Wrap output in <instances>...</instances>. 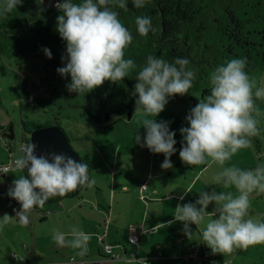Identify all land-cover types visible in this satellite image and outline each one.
<instances>
[{"label":"clouds","instance_id":"1","mask_svg":"<svg viewBox=\"0 0 264 264\" xmlns=\"http://www.w3.org/2000/svg\"><path fill=\"white\" fill-rule=\"evenodd\" d=\"M146 0H132L135 8H143ZM22 0H2L0 17L16 10ZM127 8V0H64L56 3L61 13L56 18V31L66 44L67 63L57 68L60 76H70L69 91L88 93L106 81L117 82L127 77L129 70L136 68L132 59H125V49L132 42V33L119 19L112 6ZM137 32L146 36L152 30L150 16L140 15L135 19ZM51 59V51L44 49ZM63 59V58H62ZM189 60L177 57L171 62L149 55L136 76L133 95L138 96L136 111L145 117L142 147L153 154H163L162 169L173 167L171 156L175 154L176 133L169 130L168 121L155 120L169 100L184 95L193 86L195 71L188 69ZM246 59L234 58L216 67L210 74V94L191 108L181 127L183 140L179 150L180 160L189 166L206 164L209 161L221 166L213 177L216 184L231 191H200L195 203L177 204L173 222H182V231L189 239L194 235L189 225H204L201 232L204 243L213 254H232L237 249L264 244V221L250 214L252 194L264 193V163L253 169H241L236 165L224 167L226 162L240 150L252 147L253 137L260 134L258 117L261 112L256 99H264V86L245 71ZM154 117V118H149ZM137 143L141 137L135 134ZM37 145L24 146V154L15 161V168L26 170L13 181L8 196L21 207L14 217L4 214L0 226L18 222L30 223L35 209L56 196H65L83 185L91 186L89 166L77 162L64 153L36 154ZM184 199L183 196L180 197ZM214 205L207 211L209 205ZM71 237V238H69ZM91 233L73 227L70 233L54 229L52 240L56 246L78 249L77 255L88 251ZM130 264H145L133 260Z\"/></svg>","mask_w":264,"mask_h":264},{"label":"rangeland","instance_id":"2","mask_svg":"<svg viewBox=\"0 0 264 264\" xmlns=\"http://www.w3.org/2000/svg\"><path fill=\"white\" fill-rule=\"evenodd\" d=\"M257 25L259 26L253 27L252 24L249 27L250 30L252 29V33L249 34L250 39L255 42L260 40L263 30L261 23ZM257 30L259 33H255ZM261 42L263 43L264 39ZM262 49L264 50V47H258L259 52ZM234 58H244L246 62L249 61L246 54ZM250 62L251 67L247 69L246 65L245 71L250 77L256 79L257 87L264 86V59L257 55ZM44 64V61L31 51L20 56L0 54V124L12 126L14 138L9 141L13 143L15 150L21 139L25 142L29 137V134L21 129V119L41 124L57 122L53 124H58L64 130L72 149L80 156L82 162L88 164L89 177L94 183L91 186L83 185L78 197L63 198L59 202H46L43 208L35 209L27 226L18 222L0 226V264H20L10 260V253L21 254L27 251L23 246L28 248L30 253L27 255L32 263L62 261L64 256L61 254L74 249L56 246L52 240L54 229L70 233L73 227L80 226L88 227V230L82 229L87 230L88 233L95 231L94 234H100L103 231L104 217L97 212V209H107L108 204L111 208L109 202L112 198L108 196L111 182L109 183L108 180L113 177L114 170L116 179L120 177L126 180L132 175L138 177L144 169L151 166L153 173L149 177H152V181L161 184L160 181L164 180L172 187L181 184L182 175L188 178L196 176L195 180H197L192 193L196 192L201 185L215 182L213 177L221 170L220 165L209 161L206 164L189 166L179 158L183 140L179 130L181 127L188 126L185 118L190 109L207 96L203 94V88L211 87L210 76L207 79L194 80L193 86L188 90L196 103L185 98H171L164 111L155 117L157 122H170L169 130L176 133L174 137L176 152L170 158L173 167L162 169L164 155L153 154L146 147H142L145 135L142 120L145 117L142 113L135 112V102L130 105L129 113L123 108L109 115L107 119H98L96 122L73 106L83 103V99L80 96H70L58 79L59 75H55L51 66L45 68ZM256 104L261 112L258 117L260 134L251 138L252 147L240 149L224 167L236 165L241 169H253L258 164L264 163V99H256ZM135 134L142 138L140 143L134 139ZM1 146L3 145L0 138V162H5L8 158ZM13 155L15 156V152ZM178 163H180L179 166H177ZM200 167L203 169L198 171ZM155 172H157L156 176ZM22 173L12 167L4 177L0 176V218L4 214L14 217L20 210L21 206L7 193L13 181ZM212 190L236 193L234 187L224 189L218 184L210 187L208 192ZM117 197L115 196L114 200ZM260 198H262L261 201ZM251 200L259 207L260 213L264 212V193L258 195L253 193ZM94 205L98 208H94ZM112 214L113 218L106 233L109 244L115 243V230L125 225L129 211L117 218L115 213ZM91 240L97 241L95 236ZM250 251L252 255L258 252ZM112 264L126 263L115 261Z\"/></svg>","mask_w":264,"mask_h":264},{"label":"trees","instance_id":"3","mask_svg":"<svg viewBox=\"0 0 264 264\" xmlns=\"http://www.w3.org/2000/svg\"><path fill=\"white\" fill-rule=\"evenodd\" d=\"M112 7L132 33V42L125 49V59H132L137 66L129 70L122 81H106L88 93L69 91L70 76L62 77L56 71L67 63L66 44L56 31V18L61 13L55 6L49 7L42 0H22V4L8 13L7 18L0 17V54L20 56L33 52L44 61L45 68L51 66L54 69L70 96L83 99V103L73 106L96 122L98 119H107L123 108L129 113L130 105L138 99V96L133 95L136 76L149 55L170 62L177 57L187 58L188 69L194 70L196 74L194 80L207 79L216 67L242 54H246L249 59L246 62L247 69L251 67L250 60L254 56L264 59V50L258 51V47H264V42H261L264 39V0H146L143 8H135L132 0H127L126 9L118 5ZM140 15L150 16L152 20V30L146 36L137 32L135 19ZM11 19L22 22L15 29H8L6 22ZM258 23L262 24L263 30L260 40L255 42L250 39L252 29L249 27L252 24L253 27L259 26ZM45 48L51 51V59L45 56ZM210 89L203 88V94L209 95ZM177 97L196 103L189 93L172 98ZM53 123L57 122L41 124L20 120L21 129L26 134L33 128ZM7 129L5 124H0L1 149L8 155L13 153L14 145L3 136ZM25 142L28 144V138ZM26 174V170L23 171L22 175ZM82 188L80 186L63 197L56 196L47 202L78 197Z\"/></svg>","mask_w":264,"mask_h":264},{"label":"crops","instance_id":"4","mask_svg":"<svg viewBox=\"0 0 264 264\" xmlns=\"http://www.w3.org/2000/svg\"><path fill=\"white\" fill-rule=\"evenodd\" d=\"M179 165L180 163L177 164V166ZM201 169L203 168L200 167L198 171H201ZM152 173V167L148 166L138 177L132 175L128 177V179L123 180L120 177L116 179V172L114 170L113 177L108 180L109 183L111 182L108 193V196L112 198V201L110 200L109 202L111 208H109L108 204L107 209H97V212L104 217L103 231L100 234H94L95 231L91 233L92 237L95 236L97 241H89L90 244L87 246L88 251L85 255H77L79 250L74 249L65 254H61L64 256L63 260L70 256L89 260L102 258L104 255L102 243H108L106 233L111 219L113 218L112 213H115V218H117V216L129 211L125 225H121L119 230H115V243H112L113 245L110 244L114 251L121 253V255H123L122 249H125L126 253L132 250V246L128 242V235L132 232H136L139 235L137 255L145 257L147 259V264H187L188 251L186 248L189 244H194L199 249L200 256L203 257V259H199L193 264L264 263V244L249 246L247 249H237L232 254H213L211 250L202 243L201 232L204 225L198 227L189 225L191 231L194 233L190 239L182 231V222H173L169 225L161 226L160 224H168L169 221L173 220L174 210L177 204L195 203L199 198L198 193L200 191L203 190L208 192L210 187L217 184L215 182H209L206 185L199 186L196 192L192 193L197 180H195L196 176L188 178L186 175H182L183 180L181 184L172 187L164 180L160 181L161 184H156L152 181V177H149ZM156 175L157 172H155V176ZM237 194V192L233 193L234 196ZM115 196H118L116 200H114ZM181 196L184 197L183 200L180 199ZM261 200L262 198H260V201ZM114 204H116V206H114ZM213 207L214 205L210 204L207 211H211ZM94 208L98 207L94 205ZM258 210L259 207L256 203L254 205L251 200L250 214L262 221L264 219V212L260 213ZM75 227L80 230L89 229L88 227ZM99 228L102 229V227ZM87 230L82 231L88 233ZM180 237H182V239ZM103 239L104 242H102ZM250 250L258 252L252 255ZM262 250L263 252H261ZM158 253H160L159 256ZM121 261L126 264H130L131 262L127 260ZM112 262L115 261H107L103 264H112Z\"/></svg>","mask_w":264,"mask_h":264},{"label":"built area","instance_id":"5","mask_svg":"<svg viewBox=\"0 0 264 264\" xmlns=\"http://www.w3.org/2000/svg\"><path fill=\"white\" fill-rule=\"evenodd\" d=\"M27 145L26 142H24L22 139L19 141V144L17 146V149L13 151L15 152V156L13 153H9L7 155V160L5 162H0V176H4L12 167H15L14 161L24 153V146ZM47 214V213H46ZM104 242V239L102 240ZM128 242L132 246V250L129 252H125V249H122L123 255L121 253L115 252L113 247L108 243H102L103 246V252L104 255L100 259L95 260H89V259H78L74 256L67 257L66 259L62 261H54V262H47V263H41V264H103L107 261H121V260H127V261H133L135 260H144L145 264H147V259L145 257H141L137 255L138 248H139V235L136 232H132L128 235ZM25 249L26 246H23ZM187 257H188V263L187 264H193L195 261L199 259H203L199 255V249L194 244H189L187 246ZM30 252H28V249L26 252H23L21 254H17L14 252L10 253V259L20 263V264H36L31 263L29 261V256L27 255ZM160 253H158V256Z\"/></svg>","mask_w":264,"mask_h":264},{"label":"water","instance_id":"6","mask_svg":"<svg viewBox=\"0 0 264 264\" xmlns=\"http://www.w3.org/2000/svg\"><path fill=\"white\" fill-rule=\"evenodd\" d=\"M49 7H54L56 3H63L64 0H42ZM21 20L11 19L6 22L8 29H15L21 23ZM28 144L35 143L37 145L36 154H47L50 152L64 153L70 155L77 162L82 161L80 156L72 149L64 130L58 124L47 126H39L33 128L29 133ZM3 136L7 141L14 138L12 126H8ZM27 144V145H28ZM24 154V153H23Z\"/></svg>","mask_w":264,"mask_h":264},{"label":"flooded vegetation","instance_id":"7","mask_svg":"<svg viewBox=\"0 0 264 264\" xmlns=\"http://www.w3.org/2000/svg\"><path fill=\"white\" fill-rule=\"evenodd\" d=\"M4 132H6V130Z\"/></svg>","mask_w":264,"mask_h":264}]
</instances>
